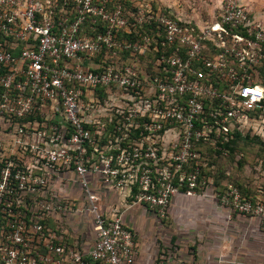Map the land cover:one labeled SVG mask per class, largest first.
I'll list each match as a JSON object with an SVG mask.
<instances>
[{
    "label": "built area",
    "instance_id": "2783aa9c",
    "mask_svg": "<svg viewBox=\"0 0 264 264\" xmlns=\"http://www.w3.org/2000/svg\"><path fill=\"white\" fill-rule=\"evenodd\" d=\"M135 10L119 0H0V264H134L136 235L120 210L105 215L96 184L159 219L182 194L264 228V197L214 185L199 151L226 153L227 138L264 118V26L242 0H222L202 26ZM132 32L136 41L121 39ZM66 174L95 234L87 254L48 224L67 214L50 191Z\"/></svg>",
    "mask_w": 264,
    "mask_h": 264
},
{
    "label": "crops",
    "instance_id": "0c3cea01",
    "mask_svg": "<svg viewBox=\"0 0 264 264\" xmlns=\"http://www.w3.org/2000/svg\"><path fill=\"white\" fill-rule=\"evenodd\" d=\"M123 1L130 4L131 9L134 10L143 8L145 5L151 6L149 3H143L139 7L138 3H134L132 0ZM221 2L218 5L219 7ZM242 3L248 9L251 18L264 26V0H242ZM151 8L153 7L151 6ZM159 8L160 10H156L157 12L187 24L202 26L208 23H193L183 15L177 14L174 7L166 4ZM261 132L264 134V118L250 119L230 139H235L236 135L241 138H263L264 136L260 134ZM66 177L67 179L64 181L62 180L64 176L55 178L50 191L57 194L61 201L66 200L68 215L52 217L48 224L50 230L57 229L58 235L64 239L65 243L75 246L87 254L95 242V234L92 230L90 217L81 212L85 209L82 195L79 193L77 186L74 183H70V181H73L74 176L66 174ZM64 183L65 188H61L64 187ZM94 187L97 188L101 198V208L105 215L109 217L112 210H120L125 225L137 234L138 255L134 264H159L161 255L164 254L167 258L170 257L165 253V250L161 251L163 246L154 235V233L158 232L157 227L148 223V217H156L153 211L145 206L130 205V200L126 199L125 195L110 188H103L99 184L94 185ZM169 211L174 220H181V218L186 220L187 224L180 226L178 232L193 236V242H190V244L194 248L181 247L184 254L180 259L184 262L190 264H264V228L259 220L230 214L228 210L221 207L215 200L200 196L192 198L182 194L177 195L173 199ZM72 219L81 223L75 225L72 229L75 234L80 233L83 236L89 233L86 234L87 239L80 244L78 241L69 243L71 236L66 226ZM80 229L88 232L83 233ZM176 243L180 245L179 240Z\"/></svg>",
    "mask_w": 264,
    "mask_h": 264
},
{
    "label": "rangeland",
    "instance_id": "374dc122",
    "mask_svg": "<svg viewBox=\"0 0 264 264\" xmlns=\"http://www.w3.org/2000/svg\"><path fill=\"white\" fill-rule=\"evenodd\" d=\"M134 3H138L140 7L143 3H149L153 10H160L159 7L163 5H169L175 8L177 14H181L184 17L191 20L193 23H206L212 21L218 16V5L221 0H132ZM150 6V5H149ZM150 6V7H151ZM261 135L264 134L261 132ZM206 153V152H205ZM207 155V154H206ZM208 159V158H207ZM211 161L212 158H210ZM240 163V165H239ZM214 170L224 172L227 182L239 183L243 185L249 193L253 196H264V137L250 138L242 140L237 144V149L234 153H223L217 158V164ZM149 224L157 227L158 232L154 233L157 241L163 246L162 250H165L170 257L167 258L166 264H190L184 262L180 258L184 254L181 247H187L188 249L194 248L190 242H193L191 234H181L178 232V228L187 224L184 218L174 220L170 211L168 215L163 218L148 217ZM179 221V222H178ZM81 224L74 219L70 220L67 229L70 231L69 243L78 241L80 244L87 239L86 233L88 231L81 230L85 235L80 233L75 234L73 228L75 225ZM141 225V224H140ZM156 229V231H157ZM137 236V234H135ZM180 241V245L177 241ZM92 242V240H90ZM164 253V252H163ZM191 254V252L188 251ZM158 256V255H157ZM158 260V259H157ZM164 263V264H165Z\"/></svg>",
    "mask_w": 264,
    "mask_h": 264
},
{
    "label": "trees",
    "instance_id": "16d2710c",
    "mask_svg": "<svg viewBox=\"0 0 264 264\" xmlns=\"http://www.w3.org/2000/svg\"><path fill=\"white\" fill-rule=\"evenodd\" d=\"M119 2L122 3L123 5V8L126 10V11H131V13L135 16L136 15V10L134 9H131L130 7V4H128L127 2L123 1V0H119ZM111 8V7H109ZM132 20V18H131ZM141 30H138V33H140ZM138 33H134L132 32L129 36H126V35H122V40L123 39H127L129 40L130 42H134L136 41L139 37H138ZM159 56V53H150L148 55V57L154 61L157 57ZM144 57H140L139 59H143ZM260 71V79L262 80V83L264 84V66L259 69ZM112 128H113V125H110V126H106V129H107V132L110 133V132H113L112 131ZM118 135V134H117ZM134 138L138 136V132H134L133 134ZM237 137H235V139L231 140L230 138H227V140L225 141L224 143V146H223V149L228 152V153H234L237 149V144L242 141V140H247V138H241L240 136L236 135ZM107 136L104 137V139L102 140V142H107ZM237 138V139H236ZM200 153L201 155L203 156L205 162L207 163V167L206 168H201V171H202V174L205 175V176H209L210 178L213 179V183L214 185L216 186H221V184L223 182H227L225 181V179H227L225 173L223 172H219L218 170H214V167L216 166L217 164V158L220 157L223 152L222 151H218V150H215L213 148L210 147L209 144H204V143H201L200 144ZM203 151V152H202ZM206 152V153H205ZM207 154V155H206ZM208 158V159H207ZM210 158H212L213 161L210 160ZM240 165V163H239ZM227 183H232L234 184L238 190L240 191V193L246 197V198H255V196H253L251 193H249V191L241 184L239 183H233V182H227Z\"/></svg>",
    "mask_w": 264,
    "mask_h": 264
}]
</instances>
